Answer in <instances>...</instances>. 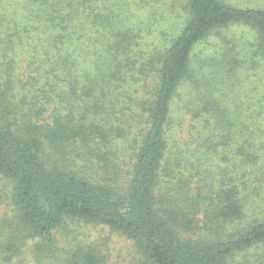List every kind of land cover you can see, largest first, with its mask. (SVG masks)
Returning <instances> with one entry per match:
<instances>
[{
	"label": "trees",
	"instance_id": "trees-1",
	"mask_svg": "<svg viewBox=\"0 0 264 264\" xmlns=\"http://www.w3.org/2000/svg\"><path fill=\"white\" fill-rule=\"evenodd\" d=\"M231 23L257 33L256 48L230 44L192 73L194 47ZM243 72L264 86V8L225 0H0V178L10 184L0 264H25L20 254L29 240L38 241L35 259L54 252L52 231L65 220L122 235L141 264L251 260L248 251L264 246V218L237 225L247 174L264 167L252 145L226 151L242 159L235 163L240 182L230 178L213 196L190 190V174L171 181L175 169L201 165L195 150L228 147L213 136L205 145L184 138V155L171 137L185 130L200 137L208 117L205 125L232 133L218 121L232 110L226 87ZM187 81L193 96L183 94L175 108ZM257 103L254 118L264 93ZM233 224L234 231L224 229ZM82 262L96 264L94 254L83 253Z\"/></svg>",
	"mask_w": 264,
	"mask_h": 264
},
{
	"label": "rangeland",
	"instance_id": "rangeland-1",
	"mask_svg": "<svg viewBox=\"0 0 264 264\" xmlns=\"http://www.w3.org/2000/svg\"><path fill=\"white\" fill-rule=\"evenodd\" d=\"M230 4H234L235 6L241 8H249V9H257L264 8V0H225ZM257 33H254L251 29H249L246 25L242 23H231L225 28L218 29L216 31L211 32V34L204 37L195 47L192 55V73L198 71L201 68L203 61L205 60V56H209V58H213V55H219L227 52L230 44L236 45L239 48H243L239 43H250L251 50L256 45ZM249 46V45H248ZM256 48V47H255ZM250 50V49H249ZM262 71V70H261ZM207 78L213 81L210 77V73H206ZM256 73L250 72V77L248 72L238 73V77H235L232 80V85L227 86L226 88H231L232 92L225 95V98L232 103L231 112L224 113V117L219 119V125L222 127L233 129L232 133H223L217 130L213 124L205 125L204 123H212V120L208 117V121H201L202 126H205V131L202 133L200 137L197 135H187L186 130L184 132H180L179 135H173L171 137V141L177 140V143L180 142L183 145L182 151L184 155H186V151L184 150V138L189 142H197L200 143V140L203 145L204 139H210L213 136V139H217L218 143L226 144L225 150H222V147H214L208 149L206 146L201 150H195L194 153H197V157L202 158L201 165L198 168H191L188 170H181V173H178L179 166H176L174 172L172 173L171 181L176 183L177 177H183L185 175L190 174L193 177L192 182L189 185V189L194 192H200L202 195H209V190H211L212 196L214 193H218L220 188H225L231 181L233 180L235 183H239L240 180L237 179L235 174L238 166L235 163L241 164L242 159L237 155L235 151H232L231 158L228 155H225L226 151L234 148L236 145L245 146L246 143L249 147L252 145V152L254 155L261 156L262 161L264 162V107L262 108L261 113H259V117L254 118V108L252 106H257V102L259 99V95L264 93V86L260 84L262 82L260 77H255ZM263 77V75H260ZM185 82L184 86L180 87V93H178L175 100V108L181 106V100L183 94H192L188 93V89H190V85ZM216 93V90H213ZM219 94V92L217 93ZM249 104L250 109L248 111H244L242 104ZM236 106L238 108V112L235 110ZM192 111V108L189 107V112ZM178 113L181 111L177 110ZM189 119V117H188ZM187 118L185 120L184 126L186 129L188 128V124L190 119ZM216 133H214L215 131ZM178 132V131H177ZM177 134V133H176ZM229 137V140H226L224 137ZM254 137V139H253ZM181 139V140H180ZM199 141V142H198ZM230 146L229 147V143ZM209 146V144H206ZM126 147V145H125ZM122 150L120 148L119 158L123 159V157L127 156V152L124 149V156L121 155ZM184 159V158H183ZM264 167L263 169L255 172L247 174V182L248 189L250 190L249 194H245L243 198L244 203V217L242 221L237 225L240 227L241 225H246V222H255V220H261L264 218ZM230 178L232 180L230 181ZM242 181V179H241ZM242 188V186H240ZM174 189V188H173ZM208 190V191H207ZM9 192V202H10V184L8 180L0 178V196L3 199V203H0V217L7 211V193ZM201 198L205 199L204 196ZM221 201V200H220ZM1 202V200H0ZM8 202V203H9ZM206 203V202H205ZM12 207L9 203V218L13 217ZM203 214L199 215L202 217ZM248 225V224H247ZM226 231H234L236 226L233 224V227L230 225H226ZM231 231V232H232ZM225 233V230H224ZM223 235V234H222ZM52 236L54 238V252L45 253L41 255L37 259L34 258V247L37 240H29L26 245H24L22 252L20 254V259L24 261L25 264H83L82 262V254L92 253L95 256L96 264H141L140 256L135 250L132 243L127 240L122 235L110 231L108 228L100 225H91L84 223L82 221H73V220H65L61 226L55 228L52 231ZM249 252V256L251 260L244 261L243 259L238 262L244 264H264V258H260L259 262L256 261V256L260 257V255H264V246H260L259 248L251 249ZM51 257H54V260H51Z\"/></svg>",
	"mask_w": 264,
	"mask_h": 264
}]
</instances>
